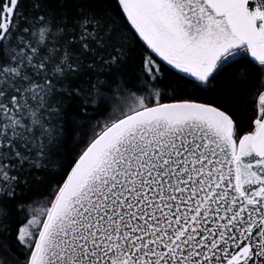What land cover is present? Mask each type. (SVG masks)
I'll use <instances>...</instances> for the list:
<instances>
[{
	"label": "snow or ice",
	"instance_id": "6c2138e0",
	"mask_svg": "<svg viewBox=\"0 0 264 264\" xmlns=\"http://www.w3.org/2000/svg\"><path fill=\"white\" fill-rule=\"evenodd\" d=\"M0 264H264V0H0Z\"/></svg>",
	"mask_w": 264,
	"mask_h": 264
},
{
	"label": "trees",
	"instance_id": "16d2710c",
	"mask_svg": "<svg viewBox=\"0 0 264 264\" xmlns=\"http://www.w3.org/2000/svg\"><path fill=\"white\" fill-rule=\"evenodd\" d=\"M89 114L94 115V113H92L91 110H89ZM69 134H71V127H70V133Z\"/></svg>",
	"mask_w": 264,
	"mask_h": 264
}]
</instances>
